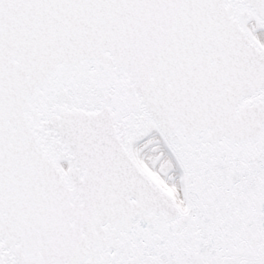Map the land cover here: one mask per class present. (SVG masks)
<instances>
[{
    "label": "snow or ice",
    "instance_id": "obj_1",
    "mask_svg": "<svg viewBox=\"0 0 264 264\" xmlns=\"http://www.w3.org/2000/svg\"><path fill=\"white\" fill-rule=\"evenodd\" d=\"M0 264H264V0H0Z\"/></svg>",
    "mask_w": 264,
    "mask_h": 264
}]
</instances>
